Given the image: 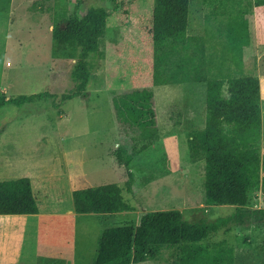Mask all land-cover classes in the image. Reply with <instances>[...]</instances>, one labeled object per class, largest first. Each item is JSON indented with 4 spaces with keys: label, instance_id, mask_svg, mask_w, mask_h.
<instances>
[{
    "label": "rangeland",
    "instance_id": "obj_1",
    "mask_svg": "<svg viewBox=\"0 0 264 264\" xmlns=\"http://www.w3.org/2000/svg\"><path fill=\"white\" fill-rule=\"evenodd\" d=\"M250 1L254 0H235V4L247 8ZM95 7L109 12L100 40L104 57L89 58L87 93L62 101V95L75 91L79 83L73 75L79 48L73 41L61 43L53 38L54 21L73 11L83 16ZM153 9L154 0H13L11 4L0 0V94L7 98L50 94L23 106L0 107V180L29 177L52 183V198L41 202V207L73 211L71 188L124 185L127 168L118 163L117 154L125 151L133 158V190L124 191L129 209L86 214L71 221L69 238L75 242L76 264L92 263L106 229L137 225L146 212L177 209L188 221L211 222L238 208L206 203L205 162L190 158L189 135L205 126L206 84L153 85ZM213 10L214 4L191 0L189 33L204 39L215 29L218 21L211 15ZM247 16L251 42L244 48V71L260 78L264 157V5L251 8ZM134 88L154 91L159 139L150 143L138 129L121 125L114 114L112 95ZM263 176L261 171L249 190L247 208L264 207ZM221 241L234 248L235 264H264V227L232 225L229 232L221 230L208 243ZM169 251L164 250L158 261L142 264H171L180 259L179 251ZM57 254L62 257L60 251ZM28 255L31 261L37 256L31 239ZM53 264H71V260L61 258Z\"/></svg>",
    "mask_w": 264,
    "mask_h": 264
},
{
    "label": "trees",
    "instance_id": "obj_2",
    "mask_svg": "<svg viewBox=\"0 0 264 264\" xmlns=\"http://www.w3.org/2000/svg\"><path fill=\"white\" fill-rule=\"evenodd\" d=\"M204 1L214 4L211 15L218 26L203 39L189 33L191 0H154L152 81L154 86L206 84L205 126L189 135L190 158L205 162L206 203L238 208L211 222L188 221L177 209L146 212L137 225L106 229L91 264L158 261L164 250L180 252V259L171 264H235L234 248L224 241L211 245V237L221 230L229 232L232 225L254 223L264 227V207H246L249 190L256 185L260 172H264V157L260 147V79L244 71V48L251 42L247 15L251 8L263 6L264 0L250 1L247 8L237 7L235 0ZM108 17L106 8L95 7L83 16L73 11L55 19L53 38L61 43L73 41L79 48L73 70L79 83L75 91L62 95V101L87 93L92 70L89 58L104 57L100 40L105 35ZM206 41L211 44L207 46ZM49 95L47 91L9 98L0 94V107L23 106ZM111 102L121 125L138 129L147 143L159 139L152 89L114 93ZM132 159L125 151L117 154L118 163L127 168L124 185L112 183L74 190L76 213L113 214L128 210L124 191L133 190ZM261 191L264 197V176ZM37 213L39 207L29 177L0 180V214Z\"/></svg>",
    "mask_w": 264,
    "mask_h": 264
},
{
    "label": "crops",
    "instance_id": "obj_3",
    "mask_svg": "<svg viewBox=\"0 0 264 264\" xmlns=\"http://www.w3.org/2000/svg\"><path fill=\"white\" fill-rule=\"evenodd\" d=\"M1 1L5 2L7 0ZM12 1L8 0L10 4ZM31 183L39 213L0 214V264H53L60 261L61 258L63 260L69 259L71 264H76L75 242L72 244V240L69 238L72 233L70 223L73 219L77 221L79 216L86 214L76 213L74 205L73 211L68 209L64 212L49 210L48 205H44L42 208L40 203L50 197L52 183L47 185L40 178H36L35 181L34 178H31ZM36 185L38 186L36 187ZM74 190L76 189L71 188L70 196ZM55 202L59 204L61 199L57 198ZM71 217L72 219H70ZM74 229H76V226H74ZM30 239L34 240L37 250L34 261H31L28 257ZM59 251L62 257L57 254Z\"/></svg>",
    "mask_w": 264,
    "mask_h": 264
}]
</instances>
